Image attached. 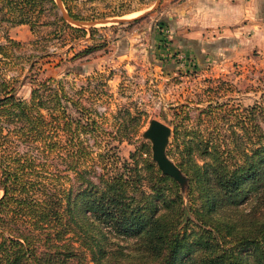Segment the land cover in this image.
<instances>
[{"label": "trees", "instance_id": "16d2710c", "mask_svg": "<svg viewBox=\"0 0 264 264\" xmlns=\"http://www.w3.org/2000/svg\"><path fill=\"white\" fill-rule=\"evenodd\" d=\"M57 8L0 0V18L18 12L13 23L32 29V12ZM51 23L85 32L61 15ZM33 82L28 99L11 81L0 88V264H264V97L246 109L241 134L174 129L167 154L182 185L145 142L128 158L100 142L126 141L140 115L127 110L113 136L59 80ZM202 112L213 119L210 106Z\"/></svg>", "mask_w": 264, "mask_h": 264}, {"label": "rangeland", "instance_id": "374dc122", "mask_svg": "<svg viewBox=\"0 0 264 264\" xmlns=\"http://www.w3.org/2000/svg\"><path fill=\"white\" fill-rule=\"evenodd\" d=\"M61 1L81 22L142 17L133 24H97L74 32L51 23L62 16L56 0L57 9L30 14L36 22L32 29L13 23L18 12L6 15L0 18V88L3 81H11L17 95L28 99L35 79L53 77L70 98L97 109L101 125L113 136L127 110L140 115L136 130L127 122L126 141L112 136L100 140H113L122 158L141 142L148 144L152 158L151 143L143 138L151 119L171 128L167 150L174 129L241 134L246 109L264 97V38L259 34L235 44L227 39L222 47L214 39L217 33H208L205 40L187 38L166 18L169 4L179 0ZM85 49L89 52L81 53ZM209 106L212 120L202 112ZM68 112L77 115L72 106ZM62 126L59 121L57 137L64 141Z\"/></svg>", "mask_w": 264, "mask_h": 264}, {"label": "crops", "instance_id": "0c3cea01", "mask_svg": "<svg viewBox=\"0 0 264 264\" xmlns=\"http://www.w3.org/2000/svg\"><path fill=\"white\" fill-rule=\"evenodd\" d=\"M169 6L166 18L187 38L205 40L217 33L221 47L257 34L264 38V0H179Z\"/></svg>", "mask_w": 264, "mask_h": 264}, {"label": "water", "instance_id": "95a60500", "mask_svg": "<svg viewBox=\"0 0 264 264\" xmlns=\"http://www.w3.org/2000/svg\"><path fill=\"white\" fill-rule=\"evenodd\" d=\"M59 8L62 12L63 19L69 24L76 27L95 26L99 24H118L123 22H130L133 19H111V20H100L94 22H81L73 19L68 12L65 11L61 0H56ZM171 136V128L157 120L151 119L148 122L147 128L143 132V138L149 140L151 143L152 160L156 163L163 175L170 176L175 181L185 184V177L182 175L178 166L169 158L167 155V146Z\"/></svg>", "mask_w": 264, "mask_h": 264}]
</instances>
